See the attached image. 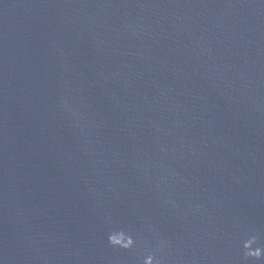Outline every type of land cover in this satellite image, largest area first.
<instances>
[{
	"label": "water",
	"instance_id": "95a60500",
	"mask_svg": "<svg viewBox=\"0 0 264 264\" xmlns=\"http://www.w3.org/2000/svg\"><path fill=\"white\" fill-rule=\"evenodd\" d=\"M149 258L264 264V0H0V264Z\"/></svg>",
	"mask_w": 264,
	"mask_h": 264
},
{
	"label": "clouds",
	"instance_id": "9594fccd",
	"mask_svg": "<svg viewBox=\"0 0 264 264\" xmlns=\"http://www.w3.org/2000/svg\"><path fill=\"white\" fill-rule=\"evenodd\" d=\"M132 240H129V242L126 244V245H124V247H130L131 245H132ZM146 264H153V260L151 259V258H149L147 261H146Z\"/></svg>",
	"mask_w": 264,
	"mask_h": 264
}]
</instances>
